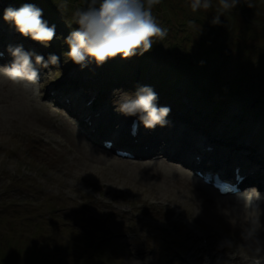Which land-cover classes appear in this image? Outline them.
Returning <instances> with one entry per match:
<instances>
[{"label":"rangeland","instance_id":"obj_1","mask_svg":"<svg viewBox=\"0 0 264 264\" xmlns=\"http://www.w3.org/2000/svg\"><path fill=\"white\" fill-rule=\"evenodd\" d=\"M75 1L79 6L80 0ZM261 1L258 12L263 10ZM10 2L0 0L3 45L7 49L10 45H22L25 51L47 57L55 54L59 63L41 72V95L0 77V252L6 258L11 261L15 258L18 264L37 261L41 264H83L85 258L81 256L89 252L91 259H99L100 264H226L227 258L236 254L245 260L250 256L244 236L255 220L260 226L256 236L264 245V193L257 191L259 206L243 219L229 212L223 199H216L214 195L212 198L192 186L190 181L195 179L185 168L186 158L169 160L160 153L168 132L178 139L177 134L183 132L195 141L205 139L208 144L209 137L193 133L191 124L185 122L186 117L182 119L170 110L166 117L168 123L149 131L153 140L149 142L161 144L158 154L139 160L118 159L100 144L103 137L116 135L118 122L126 118L117 110V101L123 93H135L134 88L150 86L161 107L171 108L181 98L186 103L179 99L183 106L177 103V112L184 113V106L188 109L190 103L185 95L186 77L178 81L176 93L170 98L165 96L167 91H157V82L150 77L131 81L129 86L133 92L117 88L118 84L108 88L105 77L98 73L103 64L98 66L92 60L81 67L66 55L69 49H65L68 46L65 38L78 27L73 23V13H50L60 26L55 30V38L45 47L22 36L13 24L4 21V10ZM44 3L39 2L40 7ZM54 3L60 7L62 1L51 3L56 9ZM179 4L184 6L183 2ZM262 12V15L253 11L247 14L264 25V10ZM235 15L239 16L236 19L246 34L248 22L240 13ZM249 31L256 34L253 43L247 40V44L256 48L249 51L257 52L258 48L260 51L257 55L247 54V60L241 56L236 62L254 73V69L264 70V30L255 24ZM9 60L11 63L10 57ZM230 63L228 59L222 69L229 71L226 76L231 78L233 64ZM151 68L152 72L156 69L155 66ZM75 79L79 84L74 90L82 95L83 102L91 96L100 97L92 109L102 112L101 119L96 122L98 142L78 134L60 106L55 107V103L44 96L53 85L71 86L68 82ZM98 86L105 93L93 89ZM22 90L26 91L25 95L30 92L31 98L24 97L20 93ZM260 93H243L231 98L225 94L222 99L212 93L216 99L224 100L223 108L226 109L214 128L219 139L225 134V139L232 136L234 143L245 142L248 147L234 154L227 149L218 150L216 145L212 149L215 157L222 155L230 165L236 157H239L237 162L249 163L257 170L253 178L264 188L262 180L257 178L264 172L262 163L254 160L264 159V107L254 105ZM195 112L189 113L193 116ZM205 116L204 112H199L200 120H205ZM244 124L247 129L240 132ZM193 144L185 151L187 154H197ZM99 243L101 247L97 246Z\"/></svg>","mask_w":264,"mask_h":264},{"label":"clouds","instance_id":"obj_2","mask_svg":"<svg viewBox=\"0 0 264 264\" xmlns=\"http://www.w3.org/2000/svg\"><path fill=\"white\" fill-rule=\"evenodd\" d=\"M161 0H85L84 7L73 12V23L78 27L65 38L68 45L67 57L76 65L85 67L94 60L99 66L117 55L130 58L143 55L151 50L156 42H162L167 36V29L160 26L152 9ZM241 0H190L193 12H205L215 8L214 25L220 23V16L231 12ZM251 7L250 4H248ZM67 7V0L60 5ZM42 10L34 4L25 3L19 8L8 7L4 10L3 19L13 24L24 37L48 47L55 38V26L49 27L42 19ZM195 27V21L188 22ZM12 56L10 64L0 66V77L13 83L23 85L27 90L40 92L39 69L49 64L57 65L59 57L50 54L48 60L34 52L25 51L22 45L9 46ZM34 57V61H33ZM158 96L150 86H140L135 93H123L117 101V110L126 117H136L134 126L143 124L147 129L157 125L164 127L170 108L157 105ZM255 191V190H253ZM257 220L245 233L250 256L248 264H264V245L258 240L259 228Z\"/></svg>","mask_w":264,"mask_h":264},{"label":"trees","instance_id":"obj_3","mask_svg":"<svg viewBox=\"0 0 264 264\" xmlns=\"http://www.w3.org/2000/svg\"><path fill=\"white\" fill-rule=\"evenodd\" d=\"M45 1L40 7L39 2ZM64 2V0H12V2L23 5L25 3L34 4L36 7L42 10V19L45 20L49 27L60 26L50 13L56 14L60 12L73 13L76 8L84 7L85 0H80L79 6H76L74 0H67V7L62 9L57 6L53 9L50 6V2ZM260 0H241L238 7H235L231 12H226L220 16V23L214 25L212 23L213 18L216 15L215 8L210 9L208 12L198 10L193 12L190 8V0H161L159 4L152 9L153 15L156 17L157 22L161 27L167 29V36L162 42H156L153 44L150 51L143 55H134L130 58H121L117 55L114 57V61L111 67L107 68L106 76L113 77L112 81L117 79L121 83L125 82V77L131 79L130 73L134 67L139 68L140 75L144 73V67L150 62L151 57L154 56L156 60L155 72L152 75V80L158 85L160 91H166L167 94L174 92L177 83L181 78L186 77L187 87L186 94L190 99L198 103L201 98L197 96V93H201L205 96H211L210 93H214L218 98L232 97L235 95H251L258 91H261L258 96L259 100L255 101V104L264 107V70L254 69V73L245 70L240 66L237 59L244 56L243 59L247 60L249 53L257 55L259 48L256 51L250 52L249 49H253L251 45L256 38V34L249 31L252 28V23H260L259 20H255L250 12H254L257 15H262L264 10L260 12L258 2ZM261 1V2H262ZM180 2L184 3V6H180ZM217 0H213V4H216ZM251 5V7L248 6ZM245 8V9H244ZM238 11L242 19H246L248 23L247 33L240 28L237 17ZM73 18V16H71ZM190 20L195 21V27H189L188 22ZM244 21V20H243ZM258 24V28L264 30V26ZM247 35L250 38H246ZM246 36V37H244ZM68 49V46H65ZM256 49V48H254ZM262 52V51H261ZM264 53V52H263ZM228 59L231 60L230 64L232 74L230 77L229 71L223 72V66L228 63ZM158 61V62H157ZM159 61H161L159 63ZM236 62V63H235ZM157 71V72H156ZM111 79V78H110ZM122 87H126L122 84ZM165 93V94H166ZM233 93V95H232ZM169 97V96H168ZM216 99V103H209V108L213 107L214 112L220 111L224 106L222 103L224 100ZM224 108L221 113L225 112ZM93 246V245H91ZM98 250V247L95 249ZM16 256H19L17 253ZM81 258H88L84 264H98L94 262L90 257V253L84 254ZM0 264H18L17 259L13 258L12 261L0 252ZM40 264V263H33Z\"/></svg>","mask_w":264,"mask_h":264},{"label":"bare ground","instance_id":"obj_4","mask_svg":"<svg viewBox=\"0 0 264 264\" xmlns=\"http://www.w3.org/2000/svg\"><path fill=\"white\" fill-rule=\"evenodd\" d=\"M1 57H3V56H1ZM25 92H26L25 90L20 91V93L24 97L31 98L30 97L31 96V93L30 92H27V95H25ZM70 97L71 98H74L72 96H70ZM77 119H78L77 121H79V118H77ZM121 123L118 122V125H119L118 131H120V133H122L124 131V128L126 127L125 126L126 124L124 123V121L121 122ZM143 127H144V125H143ZM169 128H170L169 125H167V129L168 130H169ZM144 129H145V127H144ZM148 130L150 131L152 129H147V131ZM118 131H116V133H114V134L117 135V132ZM180 132H181V130H180ZM181 133L177 134L178 137H181V136H179L180 134L181 135H184L183 132H181ZM166 136H168L167 137V140L168 141L165 140L164 142H166V143H163L162 142L163 143L162 150H163V152H166V154H168V152L171 149H174V150H178L180 152H183V150H186V148L190 147V145L193 144V143H194L193 145H195L194 147H196V148H197V146H200V148L198 147L200 150H201V147H203V145H204V142L203 141H195V140H193L194 138L192 136H183V137H181V138L178 139L177 137L176 138L173 137V134H171V133L169 134V132L167 133ZM153 144H154L153 142L150 143V147L153 149V151H155L157 149L155 148V146ZM242 145H245V142H243ZM221 150L223 151V149H221ZM153 151H151V152H153ZM203 151L204 150H201L200 151V156H202V157H203V153H204ZM201 163H202V161H200V164ZM190 182H192V186L195 187L196 189H198L200 192L206 193L207 195L211 196L212 198L215 196L216 199H221V200L223 199L224 200V206L227 208V210L229 212L234 213V214H238V216L239 217H242L243 219H244V215L245 214H247V213H253V203L255 202L253 196L251 197L250 195H248V197H247V199H250L249 200L250 204H252L251 207H248V206H245V205L242 204V202H241L242 197L240 199H237L236 197H219L216 194H214L213 190H211L207 186L199 183L198 181H190ZM260 202H262L261 199H260ZM243 222H245V221H243ZM242 259H243V257H240L239 255H236L235 257L232 258V261L239 260V263L240 264H245V263L242 262ZM208 264H212V263H208Z\"/></svg>","mask_w":264,"mask_h":264}]
</instances>
